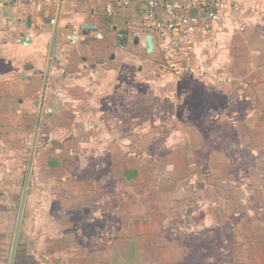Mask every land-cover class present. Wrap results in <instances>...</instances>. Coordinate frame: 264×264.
Segmentation results:
<instances>
[{
  "label": "crops",
  "instance_id": "1",
  "mask_svg": "<svg viewBox=\"0 0 264 264\" xmlns=\"http://www.w3.org/2000/svg\"><path fill=\"white\" fill-rule=\"evenodd\" d=\"M226 1L241 14L168 59L155 36L150 53L140 45L152 36L144 0L0 7V264L27 172L15 264H176L178 237L193 231L178 224L196 204L205 233L248 217L264 241L254 226L264 213V0ZM170 62L188 71L161 69ZM186 181L187 194L176 192ZM230 202L232 217L218 209Z\"/></svg>",
  "mask_w": 264,
  "mask_h": 264
},
{
  "label": "rangeland",
  "instance_id": "2",
  "mask_svg": "<svg viewBox=\"0 0 264 264\" xmlns=\"http://www.w3.org/2000/svg\"><path fill=\"white\" fill-rule=\"evenodd\" d=\"M143 47L144 51H145V47ZM144 53V52H143ZM144 56L146 57L145 53ZM151 61V59H150ZM153 61V59H152ZM151 61V62H152ZM163 78V77H162ZM144 97H146V94L144 95ZM171 127V126H170ZM169 127V128H170ZM168 128V129H169ZM164 139H160L159 144L161 146H163L164 143ZM224 143H226L225 140H222ZM151 142H154L155 144H157V139L154 141H148L147 147H149V151L153 150V152H155V149H153L151 146ZM219 143H221V141H218ZM154 144V145H155ZM167 144V143H166ZM215 143L213 141H208V147L209 149L213 150L215 149ZM217 147H219L218 145H216ZM216 147V148H217ZM152 152V151H151ZM232 154V153H231ZM229 156V155H228ZM206 157H209L208 155H205V153L203 152H199V155L196 156V158L199 161H205ZM231 159H234L233 155L229 156ZM157 158V156H156ZM148 159H150L148 157ZM232 166V164H230ZM197 166V165H196ZM198 173L196 172V174H201V171L206 172L203 167V163L201 165L202 169L199 167L198 164ZM244 169V168H243ZM200 170V171H199ZM235 171H238V167L234 166V167H229L226 170V175L225 178L227 179V183L231 184V180L234 178L232 177L235 174ZM135 170L133 169H128L127 172V176L128 178L133 177L135 175ZM191 178V185L195 184V174L194 177L190 176ZM197 181V180H196ZM186 185H187V181L185 183H181V186L178 187V189H176V192L180 191L182 192V194H187V190H186ZM192 187V186H191ZM170 190V188H169ZM197 191V190H196ZM139 193L138 191H133L132 195L135 196L134 198L136 199V195ZM172 195H174L175 192H173V190L171 191ZM119 192L117 191V194L115 193V190H113L112 196L118 197L119 196ZM177 193H175L176 195ZM190 194V193H189ZM194 194V192H193ZM195 194L199 195V193L195 192ZM209 196H213V193L208 192ZM18 199V198H16ZM140 200V199H139ZM134 200L131 199L130 196H128V203L133 202ZM215 202V201H214ZM20 205V201L17 203L16 205L12 208V212H16V214L18 213V208ZM194 205V203H193ZM209 205H211V207H209V213H215V207L212 206H216L215 204H212L211 202H209ZM252 207V205H250ZM256 208V205H253ZM189 208V207H188ZM192 208V207H191ZM220 208L221 211L225 212L224 215L226 213H229V216L232 217V212L235 208V205L231 202L230 203H224L223 205L221 204V207L218 206V209ZM193 211H191L192 214H185V216H193L191 217L192 220L190 221L189 218L185 217V221L182 220L181 223L178 224V226H180L183 230L185 228H191L193 229V231L191 232V234L186 233L185 231V235L184 236H179L178 237V241L179 244L181 245V249L178 250L176 252V264H264V241L258 238V236H254L253 235V230L250 229V227H248V222L250 221V219L247 217L246 221L241 222L240 224L239 222H235L234 225L231 224L230 220L232 221V219H227L225 218V220H223L222 225H218L216 226L215 224H211L210 222L209 227H212L210 232L205 233L203 230H205V227L203 226V221L201 222L199 219V205L196 204V206L194 205V209L192 208ZM11 212V214H12ZM135 210L131 211V213H134ZM147 215V214H146ZM260 215H262V219L263 221L258 222L257 221V225L255 226V230L256 233L258 232V228H262V237L264 239V213H260ZM223 217V216H222ZM150 218L149 215H147V218L142 219L141 221L143 223H146L148 221V219ZM224 218V217H223ZM11 219L12 216H11ZM212 220V219H210ZM140 221V223H141ZM150 221V220H149ZM16 222V220H11V230L14 226V223ZM130 223H133L134 221H129ZM152 224H155V222L150 221ZM202 223V224H201ZM214 223V221H213ZM242 223V224H241ZM193 225V226H192ZM245 225V226H243ZM169 226L168 224V220H162L161 222V227L163 228H167ZM233 226V227H231ZM158 226L155 225V229L154 232L158 231ZM244 227V232L242 233L239 232L241 230V228ZM233 231H232V230ZM249 230L251 232H249ZM207 234V235H205ZM156 236L155 233L152 234V240L153 237ZM157 237V236H156ZM151 236H146V239L143 241H146L148 239H150ZM155 238V237H154ZM158 238V237H157ZM12 240V238H11ZM174 243H171V245ZM170 245V243H169ZM170 245V246H171ZM183 247V248H182Z\"/></svg>",
  "mask_w": 264,
  "mask_h": 264
},
{
  "label": "built area",
  "instance_id": "3",
  "mask_svg": "<svg viewBox=\"0 0 264 264\" xmlns=\"http://www.w3.org/2000/svg\"><path fill=\"white\" fill-rule=\"evenodd\" d=\"M57 0H0V7L7 5H23L43 10ZM145 10L143 22L145 29L151 31L152 37L157 38V49L165 59L176 55H186V44L193 43L198 33H208L215 21L227 12L239 16L241 10L226 0H144ZM126 4V0H120ZM54 22V20H52ZM140 45L147 48L146 39L142 38ZM153 48L154 39H153ZM172 74L188 71L186 64L170 62L161 69Z\"/></svg>",
  "mask_w": 264,
  "mask_h": 264
},
{
  "label": "water",
  "instance_id": "4",
  "mask_svg": "<svg viewBox=\"0 0 264 264\" xmlns=\"http://www.w3.org/2000/svg\"><path fill=\"white\" fill-rule=\"evenodd\" d=\"M30 41H31V38L29 36H27L26 42H30ZM146 43H147V52L150 53L153 50L152 36L150 34H148L146 36ZM28 179H29V172H27V175H26V181L24 184L25 187L23 189V194H22V198H21V202H20L19 211H18L16 228H15V232H14V237H13V241H12L11 252H10L8 264H15V260H16L17 248H18V244H19L20 227H21V221H22L24 204H25V195H26L27 186H28Z\"/></svg>",
  "mask_w": 264,
  "mask_h": 264
}]
</instances>
